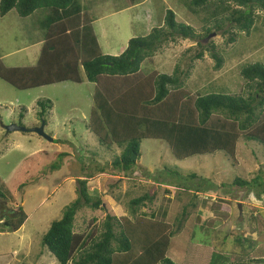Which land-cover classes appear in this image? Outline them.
<instances>
[{
    "label": "rangeland",
    "instance_id": "rangeland-1",
    "mask_svg": "<svg viewBox=\"0 0 264 264\" xmlns=\"http://www.w3.org/2000/svg\"><path fill=\"white\" fill-rule=\"evenodd\" d=\"M134 2L142 3L141 23L130 19L129 11L110 14L129 6L128 0H82L86 14L95 19V35L108 56L120 55L129 39L140 37L149 18L151 26L162 27L166 9L174 13L178 23L201 35L200 47L181 39L163 44L141 63L144 75H172L177 67L183 77L187 75L184 89L191 97L244 96L245 80L240 70L251 64L264 66V14L260 11V19L246 35L231 30L227 22L216 30L207 12L192 15L179 0ZM49 25L46 9L25 18L14 9L0 16L3 65L34 66ZM231 32L236 33L235 41L227 43ZM209 43L223 59L219 70L214 69L215 62L206 51L201 59L191 62ZM114 48L118 55L111 52ZM82 73L80 84L60 82L27 90H17L0 79V180L6 194L0 201L9 217L18 207L26 215L14 233L4 231L0 225V264H57L41 247V238L51 222L58 220L76 199L77 179L87 180L89 196L100 198L104 209L84 208L77 213L75 231L87 232L94 227L97 235L106 215L131 217L130 201L147 194L153 196L152 201L145 202L137 214L150 217L160 211L153 216L157 220L166 216L165 223L173 236L165 256L173 264H232L264 258L263 146L240 138L234 160L216 152L178 161L164 141L145 139L140 144L139 166L129 175L112 173L108 166L120 149L114 145L109 150L100 147L87 130L95 84L87 82ZM42 108L44 119L40 120ZM44 121L43 132L51 142L34 133L5 130L13 124L31 129ZM256 177V183L250 184ZM236 178L248 183L237 187L233 183Z\"/></svg>",
    "mask_w": 264,
    "mask_h": 264
},
{
    "label": "trees",
    "instance_id": "trees-1",
    "mask_svg": "<svg viewBox=\"0 0 264 264\" xmlns=\"http://www.w3.org/2000/svg\"><path fill=\"white\" fill-rule=\"evenodd\" d=\"M133 1L128 0V5H135ZM179 1L192 15L207 12L216 30H221L223 22H227L231 30L246 35L260 19L257 12L264 14V0ZM12 9L22 18L46 9L50 25L40 42L35 65L10 68L0 59V79L17 90H27L60 82L80 84L83 72L86 81L95 84L87 130L97 138L100 147L109 150L114 145L120 149L119 156L108 166L110 172L131 174L138 165L140 144L145 139L164 141L178 161L216 152L234 160L240 138L258 142L264 148L263 65L251 64L240 70V77L245 80L244 96L191 97L184 89L187 75L183 77V71L178 72L177 67L172 75L141 72V63L163 44L181 39L200 45L201 35H196L190 26L178 23L171 10L164 11L162 27L152 28L146 36L131 38L122 53L112 57L101 53L92 26L95 19L86 14L82 0H0L1 17ZM262 18L264 22V15ZM235 36L231 32L227 43H233ZM203 51L214 60V69L219 70L223 59L212 43L202 47L191 62L201 59ZM43 112L44 108L38 113L40 120L44 119ZM256 179L249 183L253 185ZM86 182L77 179L76 199L58 220L51 222L41 238V247L48 250L57 264H173L165 256L173 236L165 223L166 216L154 220L153 216L160 211L150 217L137 214L153 196L144 194L132 199L131 217L106 215L97 235L94 227L87 232L75 231L77 213L84 208L104 209L100 198L89 196ZM233 183L241 188L248 182L236 178ZM3 190L0 180V200L5 199ZM0 204L4 206L1 201ZM17 210L11 217L7 209L0 210L4 231L14 233L25 222L26 215L21 208ZM262 263L264 258L232 264Z\"/></svg>",
    "mask_w": 264,
    "mask_h": 264
},
{
    "label": "crops",
    "instance_id": "crops-1",
    "mask_svg": "<svg viewBox=\"0 0 264 264\" xmlns=\"http://www.w3.org/2000/svg\"><path fill=\"white\" fill-rule=\"evenodd\" d=\"M141 4L142 3H139V4H135V5H133V6H126V7H122V8H120L119 10H117V11H115V12H111L110 14H118V13H122V12H126V11H129V12H131L132 13V16H130V19L131 18H134L135 20H138L139 22H140V18H139V13L140 12H142V10H141ZM135 11H136V14H135ZM153 18V17H152ZM154 18H155V16H154ZM150 20H146L145 21V23H144V26H145V30L141 33V36L140 37H143V36H146L149 32H150V30L152 29V28H154L153 26H151L150 24H149V22L151 21V18H149ZM94 22H95V20H94ZM93 22V23H94ZM141 23V22H140ZM93 31H94V28H93ZM94 34H95V32H94ZM96 36V35H95ZM96 39H97V37H96ZM130 40V39H129ZM97 42H98V40H97ZM128 42V41H127ZM127 42H126V44H127ZM98 45H99V48H100V50H101V53L103 54V55H109L108 54V52L106 51V52H103V50H102V48H101V46H100V44H99V42H98ZM122 47V46H121ZM125 47H126V45H125ZM116 48H114V49H112V51L111 52H113V53H117L116 52V50H115ZM125 48H123V49H121L122 51L124 50ZM119 53H117V55H118ZM148 60V59H147ZM146 61V60H145ZM153 73V72H152ZM149 74H151V73H149ZM149 74H147V75H149Z\"/></svg>",
    "mask_w": 264,
    "mask_h": 264
},
{
    "label": "water",
    "instance_id": "water-1",
    "mask_svg": "<svg viewBox=\"0 0 264 264\" xmlns=\"http://www.w3.org/2000/svg\"><path fill=\"white\" fill-rule=\"evenodd\" d=\"M43 128H44V123L41 124L40 126L32 127L31 129H28V128L13 124V125L9 126L5 130L7 132L34 133L38 137H41V138L51 142L52 139L50 137H48L47 135H45V133L43 132Z\"/></svg>",
    "mask_w": 264,
    "mask_h": 264
}]
</instances>
